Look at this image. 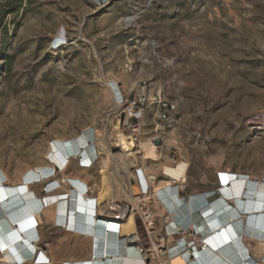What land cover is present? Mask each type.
I'll return each mask as SVG.
<instances>
[{
    "label": "rangeland",
    "instance_id": "rangeland-1",
    "mask_svg": "<svg viewBox=\"0 0 264 264\" xmlns=\"http://www.w3.org/2000/svg\"><path fill=\"white\" fill-rule=\"evenodd\" d=\"M153 44L158 56L173 60L171 68L157 64ZM113 84L130 98L145 87L148 98L161 93L176 107L171 126L156 106L140 123L138 142H162L158 162L139 157L125 166ZM84 133L99 164L82 170L72 160L63 174L87 178L94 196L101 140L124 185L135 167L176 178L187 191L217 190L223 171L263 178L264 0H0V167L12 181L28 168L56 167L55 142ZM135 221L139 246L152 249L155 240ZM162 226L158 218L156 230ZM40 231L37 257H88L89 240L46 216ZM245 246L258 258L255 241Z\"/></svg>",
    "mask_w": 264,
    "mask_h": 264
},
{
    "label": "bare ground",
    "instance_id": "bare-ground-1",
    "mask_svg": "<svg viewBox=\"0 0 264 264\" xmlns=\"http://www.w3.org/2000/svg\"><path fill=\"white\" fill-rule=\"evenodd\" d=\"M114 132L126 153V167L135 165L139 157L144 164L147 161L156 163L160 160L158 148L150 140L136 142L134 138L122 134L119 124L115 125ZM88 141L90 137L85 133L73 138L67 145L65 141L58 140L54 144L55 152L50 158L56 162L55 166L66 174L65 163L71 162L66 158L78 152L81 154L79 159H82V155L87 154L85 151L89 146ZM99 144L102 147L100 151L103 161L98 196H91L90 192L88 195H82L78 190L82 186H88L89 191L87 178L63 173V178L72 180L75 189L63 185L61 192L54 191L53 188L59 183L45 180L53 175L56 167L52 165L28 168L17 175L15 181L0 167V264H148L147 257L139 252L140 257L136 252L139 251L137 248H129L130 244L124 242L125 239L135 237L138 232L135 217L126 218L121 226L114 225V222L109 226V222L105 223L104 220L98 222V217L102 216L105 210H115V205L111 204L112 200L120 199L136 207V200L126 194L119 174L120 165L110 153L108 144L102 140ZM262 177L264 178V174ZM217 178L219 197L213 202L207 200L210 191L191 194L184 203L172 191L169 182L154 185L155 192L163 197L176 222L185 220L189 215L196 226L211 234L205 238L209 249L187 260L189 255L183 256L174 251L170 256L168 249L160 246L159 243L165 241L163 237L160 238L161 231L159 233L152 224L154 231L150 232L149 227V232L155 241L152 249L147 251L151 258L149 264H244L242 259L244 261L246 254L251 253L245 246L246 240L255 241L258 258L264 257V179L254 178L248 173L230 171L220 172ZM132 179L133 175L128 181ZM43 181L46 183L42 184ZM47 183L48 194L45 191ZM35 185L42 188V196H38L31 187ZM129 190L132 195L140 192L134 182ZM95 197L96 211L90 203ZM158 201L155 200L156 206L159 205ZM44 216L50 217L55 223L65 225V229L69 231L81 228L82 234L70 232V235L89 240L88 258L68 257L58 260L44 251L37 257V244L41 239L39 227ZM154 217L152 216V221ZM108 228L110 232L107 231ZM170 241L172 240L169 238L168 243ZM115 242L118 243L117 246ZM253 261L256 263L255 259Z\"/></svg>",
    "mask_w": 264,
    "mask_h": 264
},
{
    "label": "built area",
    "instance_id": "built-area-1",
    "mask_svg": "<svg viewBox=\"0 0 264 264\" xmlns=\"http://www.w3.org/2000/svg\"><path fill=\"white\" fill-rule=\"evenodd\" d=\"M154 46V60L157 62V64L161 65L163 68H171L173 66V60H163L160 56L156 53V47ZM111 92L113 95V101L116 108L119 109V117L122 118L121 122V131L123 134L126 132H130L132 134V139L136 142H138V136L140 134V123L143 119L144 112L152 106H156L160 110V116L159 119L165 124H168L171 126L173 123H175V116H176V107L173 105L168 104L162 97L161 93L156 94L152 99L148 98L145 93V87L134 97H128L119 86L116 84H113L111 87ZM89 146L85 151L86 155H82V159H79L81 156L80 153L76 152L74 153V156H71L69 158H66V160L72 161V159H76L77 162H79V168L82 170H92L94 169L100 161V153L98 149L95 147L94 143L90 140L88 141ZM67 145V143H65ZM81 150V149H80ZM80 154V155H79ZM83 154V153H82ZM50 160V158H49ZM70 162L65 163V167L67 166V170L70 167ZM66 170V171H67ZM133 174L132 181H128L127 185H124V188L126 190V194H129L134 201L136 200V207L125 201H117L112 200L111 204L115 205V210H105L104 214L102 216L98 217V222L100 220H104L105 223L109 222L107 225L111 226L113 225L111 222H114V225L117 224V226H121L123 222L126 220V218L133 216L135 217V220L138 218L147 232V235L149 238L152 236L150 235V232L152 230V224L153 228H155V222L158 218L162 219L163 226L161 227V238L163 241L170 238L172 242L170 245L165 244V242L161 243L160 246H163L164 248L168 249L167 252L171 256L172 252L178 251L179 254L189 255L187 256V260H190L192 256H195L197 254H203L205 249H209L207 247L206 243V237L209 236L211 233L204 232V230H201L198 226H196L195 223H193L192 219L188 215L185 220L181 222H176L175 219H173V213L172 211L168 210V206L166 205L165 201L163 200V197L160 196L158 192H155L154 185L160 182H169L170 188L175 193V195L180 198V200L184 203L187 202V199L190 197L186 186L183 182L177 180L173 177H166L165 180H162L160 176L158 175H152L144 172L143 168L135 167L131 170ZM63 170L56 167L54 169L53 175L49 176L45 180L58 182V186L53 188L54 191H60L63 189V185H69L70 187L75 189V186L70 179H64L63 178ZM134 182L140 189V192L136 195H132L129 187H131V183ZM46 182L43 181L42 184H45ZM49 184H46L45 191L48 194L47 187ZM219 186V185H218ZM82 186L81 188H78L80 193L82 195H88L91 192V188L89 186ZM168 188V187H167ZM82 190V191H81ZM53 191V192H54ZM219 189L217 190H211L210 197L207 199L209 201H214L216 198L219 197L218 193ZM164 193V191H163ZM93 196V194H91ZM159 200V205H155V200ZM96 201L97 198H93L90 203L93 205L94 211L97 210L96 207ZM152 216H155L152 221ZM79 223V222H78ZM58 228L65 229L64 226H61L60 224H57ZM149 227L150 232H149ZM81 229V228H80ZM80 229L78 230H70L69 232L77 234L81 233ZM156 229V228H155ZM110 229L108 228L107 231ZM113 231V230H111ZM154 231V229L152 230ZM156 231V230H155ZM159 231V233H160ZM110 232V231H109ZM163 234V236H162ZM133 240H136L133 242ZM124 242L130 244L129 248L132 249H138L139 252L144 256L147 257L146 262L149 264L150 259L149 253L147 252L150 249H145L139 246V235L138 232L135 237L125 239ZM133 242V243H130ZM116 246L118 245L117 242H115ZM153 245V243H152ZM173 245V246H171ZM176 253V254H178ZM147 255V256H146ZM173 257V256H172ZM246 257L242 263L244 264H264V257L263 258H255L251 253H247ZM255 259V262L253 261Z\"/></svg>",
    "mask_w": 264,
    "mask_h": 264
},
{
    "label": "crops",
    "instance_id": "crops-1",
    "mask_svg": "<svg viewBox=\"0 0 264 264\" xmlns=\"http://www.w3.org/2000/svg\"><path fill=\"white\" fill-rule=\"evenodd\" d=\"M68 176H79V175H76V174H71V173H68ZM80 177V176H79ZM82 178H84V177H82ZM88 181L89 180H87L86 179V182L88 183ZM62 190H60V191H58V192H61ZM206 191H211V190H205V189H201V190H193V191H188L189 192V195H191V194H199V193H204V192H206ZM47 217V216H46ZM47 219H49L50 221H52V223H53V226H56L57 225V223H55L54 222V220H52L50 217H47ZM42 225V224H41ZM40 225V226H41ZM39 231H40V227H39ZM40 234H41V231H40ZM47 254L49 255L50 253H48V251H47ZM86 258H88V257H86Z\"/></svg>",
    "mask_w": 264,
    "mask_h": 264
},
{
    "label": "water",
    "instance_id": "water-1",
    "mask_svg": "<svg viewBox=\"0 0 264 264\" xmlns=\"http://www.w3.org/2000/svg\"><path fill=\"white\" fill-rule=\"evenodd\" d=\"M161 144H162V142H161L160 140H157V141H156V145H157V146H161Z\"/></svg>",
    "mask_w": 264,
    "mask_h": 264
}]
</instances>
